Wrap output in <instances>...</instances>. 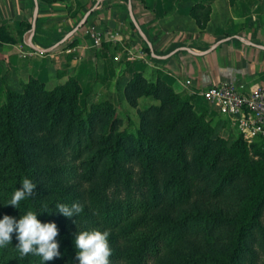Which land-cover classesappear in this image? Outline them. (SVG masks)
<instances>
[{"label": "trees", "instance_id": "16d2710c", "mask_svg": "<svg viewBox=\"0 0 264 264\" xmlns=\"http://www.w3.org/2000/svg\"><path fill=\"white\" fill-rule=\"evenodd\" d=\"M39 1L51 4L63 0ZM209 14L210 8L202 3H195L190 9L200 28L205 26ZM23 23L26 29L31 27V23ZM130 24L135 29L131 20ZM36 35L37 19L33 38ZM0 39L11 41L2 35ZM75 44L76 39L72 38L69 45ZM144 44L149 60L158 62ZM161 86L165 87L161 82L154 90L158 92ZM30 87L23 94L8 91L7 102L0 109V220L7 215L18 221L32 211L42 223H55L60 256L45 264H79L77 234L66 227L56 208L57 204L70 207L77 201L85 203L86 213L76 218L98 231L110 233L111 264H251L245 259L253 252L250 238L264 206V168L260 166L262 176H257L255 189L245 197L236 215L187 211L185 207L192 197L199 190L206 192L205 188H199L200 182L209 181L211 195L221 198L237 185L245 168L250 169L247 164H235L218 172L217 167L229 148L220 146V150L211 154L215 141L199 140L203 129L196 125V116L187 101L176 97L179 108L167 132L173 130L175 138L168 141L149 130L157 111L173 104L167 101L168 97L160 107L142 112V120L150 121L142 124L144 132L116 131L113 120L109 131L100 133V122L108 116V104L103 108L95 105L94 110L77 114L67 95L68 83L52 91H45L36 81ZM184 124L188 125L183 130L175 129ZM159 145L165 152H157ZM241 148L242 157L247 159L246 147ZM253 148L257 153L264 152L255 145ZM66 150L74 159H81L82 177L87 181L98 179L99 184L83 191L81 198L49 200L47 181L60 172L53 163ZM133 160L141 167L136 185L132 177ZM25 178L36 184L34 196L21 201L19 208L8 205ZM15 235L12 244L0 248V264H43L41 257L32 254L21 258L15 248L18 243Z\"/></svg>", "mask_w": 264, "mask_h": 264}, {"label": "rangeland", "instance_id": "374dc122", "mask_svg": "<svg viewBox=\"0 0 264 264\" xmlns=\"http://www.w3.org/2000/svg\"><path fill=\"white\" fill-rule=\"evenodd\" d=\"M200 3L208 6L210 14L212 13L210 3ZM261 9L264 10V0H217L215 6L218 14L227 10L228 13L238 16L242 20L241 24L251 22L253 14ZM86 11L85 8L81 11L80 17L76 18L73 26ZM23 22L28 21L9 19L5 23H0L2 26L0 35L11 40L6 42L0 39V109L7 102L8 91L23 94L27 88L31 89L32 81L42 85L45 91H52L58 86L68 83L67 95L73 102L75 113L85 114L92 111L95 105H101L102 108L104 104L109 105L108 116L102 119L99 125L100 133L109 131L111 122L116 120V131L135 134L138 130L144 132L142 124L149 121V119L142 120V112L150 107H160L162 100L168 97L167 101L173 102V104H167L157 111V115L152 117L153 125L148 128L153 131L152 133L164 136L163 138L170 141L175 138V134L173 135V130L171 133L167 132L172 127L170 122L174 117V112L179 108L175 102L178 97L189 103L197 119L196 125L203 129L199 140L211 138L215 141L216 146L212 149L211 154H215L221 147L230 149H227V154L223 155L221 163L217 167L218 172H224L235 164H247L250 168L247 171L245 168L239 176L237 185L221 198L211 195L212 188L209 181L200 182L199 188H205L206 192L202 193L199 190L186 205V210L215 215L219 213L236 215L239 212L245 197L255 189L254 181L257 176L261 178L263 173L264 152L257 153V150L253 148L255 145L264 150V141L261 138L245 137L236 125L219 114L215 108L194 92L195 90L178 82L166 72L151 66L149 53L145 51L144 41L139 35L137 45L132 41L119 42L106 36L103 41L95 43V37L103 33L102 28H96L90 35L88 34L92 39L87 38L84 48L69 51L70 59H74V62L69 64L63 60L59 62L57 55L51 51L39 52L31 49L27 44L30 42L31 27L26 29V24L24 25ZM71 39L67 40L63 47L59 46L57 49L69 50L67 47ZM39 40L43 42L42 46L38 43ZM31 42L36 46L39 44L42 48L50 45L47 37L40 33ZM163 60L159 59L160 62ZM53 64L57 66L50 69ZM161 82L165 87L161 86L158 92L155 91L154 87ZM186 126L185 124L178 125L175 129L183 130ZM241 146H245L247 149V159L242 157ZM156 148L158 153L165 152L161 145ZM80 162L81 159H74L69 150L55 159L56 165L50 162L53 163L54 168H60L57 169L60 172L52 174L47 181V187L51 191L49 200L64 199L70 196L81 198L83 191L99 184L98 179L87 181L82 177ZM131 165L132 177L134 185H136L137 177L141 176V167L136 160H133ZM261 165L263 168L260 167ZM167 168L170 166L166 167V171ZM118 190L121 191V187ZM75 203L82 205L83 211L79 215L83 216L86 213L85 203L79 201ZM57 215L62 217V220L65 219L66 227L75 234L99 230L86 225L79 217L68 218L59 212ZM251 244L253 252L248 254L245 260L251 264H264V206L257 225L252 231ZM189 246H192V242ZM198 247L196 246V248Z\"/></svg>", "mask_w": 264, "mask_h": 264}, {"label": "crops", "instance_id": "0c3cea01", "mask_svg": "<svg viewBox=\"0 0 264 264\" xmlns=\"http://www.w3.org/2000/svg\"><path fill=\"white\" fill-rule=\"evenodd\" d=\"M97 0H63L47 4L38 0L37 34L47 37L52 44L56 38L67 34L74 26L81 11L88 10ZM134 16L151 42L156 54L165 55L178 47H189L195 52H202L216 41L231 37L220 43L210 52L194 54L178 50L163 61L150 65L166 72L178 82L190 80L191 90H200L208 85L222 81L243 82L247 86H264V10L256 12L251 22L241 24V19L228 13L219 14L215 10L217 0H130ZM207 2L212 6V13L205 26L200 28L190 15L195 3ZM89 6V7H88ZM34 8L33 0H0V23L7 20L31 22ZM96 28H102L98 37H106L119 42L132 41L137 45L138 32L130 24L128 0H103L87 18L84 26L69 37L76 39L69 50L61 51L66 41L53 49L61 60L73 63L69 51L84 48L87 38ZM87 35V36H86ZM237 35L247 44L234 37ZM33 39V38H32ZM42 46V41L38 42ZM37 47L42 48L40 45ZM171 49V50H170ZM170 50L169 52H167ZM167 52V53H165ZM57 62V65H59ZM50 66V69H54ZM141 65V64H138Z\"/></svg>", "mask_w": 264, "mask_h": 264}, {"label": "clouds", "instance_id": "9594fccd", "mask_svg": "<svg viewBox=\"0 0 264 264\" xmlns=\"http://www.w3.org/2000/svg\"><path fill=\"white\" fill-rule=\"evenodd\" d=\"M22 188L16 190L8 205L19 208L21 201L34 196L36 184L25 178L21 182ZM59 213L65 217L72 218L78 216L83 207L79 203H74L70 207L65 204H57ZM37 214L28 211L18 221L5 215L0 220V248H6L12 244L13 234L18 241L16 249L21 258L29 254L42 258L43 264L60 256L58 227L55 223H42L37 219ZM108 231H84L79 232L75 239V246L78 249L76 259L79 264H111L110 257L113 250L110 247Z\"/></svg>", "mask_w": 264, "mask_h": 264}, {"label": "built area", "instance_id": "2783aa9c", "mask_svg": "<svg viewBox=\"0 0 264 264\" xmlns=\"http://www.w3.org/2000/svg\"><path fill=\"white\" fill-rule=\"evenodd\" d=\"M94 41L99 43L100 38L96 36ZM184 84L189 86L190 80ZM194 92L236 125L245 137L264 139V86L230 80Z\"/></svg>", "mask_w": 264, "mask_h": 264}, {"label": "water", "instance_id": "95a60500", "mask_svg": "<svg viewBox=\"0 0 264 264\" xmlns=\"http://www.w3.org/2000/svg\"><path fill=\"white\" fill-rule=\"evenodd\" d=\"M33 1H34V8H33V14H32L31 28H30V42H28L27 44L33 50H36V51H39V52H50L53 49H55L56 47H58L59 45H61L63 42H65L69 37H71L74 34L75 31H77L80 27H82L86 23L87 18L91 14V12L94 11L97 8V6L99 5V3L101 1H103V0H97L95 2V4L93 6H91V8H89L83 14V16L77 22V24L67 34H65L64 36H62V38L60 40H58L57 42H55L54 44H52V45H50V46H48L46 48H39L36 45H34L33 42H31V40L33 38V35H34V31H35V27H36V19H37V14H38V0H33ZM128 14H129V18H130L131 22L133 23L135 29L138 32V35L142 38V40L146 43L147 47L149 48L150 55L153 58H157V59H166V58H168L170 55L174 54V52H176L178 50H185V51L197 54V55L198 54H205V53L210 52L211 50H213L220 43H222L225 40H228V39L231 38V37H226V38L220 39V40L216 41L215 43H213L209 48H207L206 50H204L202 52H195V51L191 50L189 47H178V48H175L174 50H172L171 52H169V53H167L165 55H159V54L155 53L154 49L152 48L150 40L148 39L147 35L145 34V32L142 30V28L138 24V22H137V20H136V18L134 16L130 0H128ZM234 37L244 41L247 44L256 45V44H253L251 42L246 41L245 39H243V38H241V37H239L237 35H234ZM258 46L260 48L264 49V46H261V45H258Z\"/></svg>", "mask_w": 264, "mask_h": 264}]
</instances>
